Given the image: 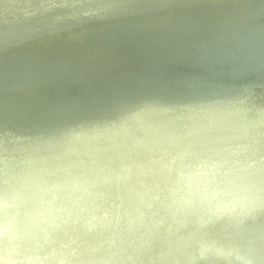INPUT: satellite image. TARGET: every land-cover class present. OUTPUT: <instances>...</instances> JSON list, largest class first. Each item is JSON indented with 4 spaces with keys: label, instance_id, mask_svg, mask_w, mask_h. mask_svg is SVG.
Listing matches in <instances>:
<instances>
[{
    "label": "bare ground",
    "instance_id": "bare-ground-1",
    "mask_svg": "<svg viewBox=\"0 0 264 264\" xmlns=\"http://www.w3.org/2000/svg\"><path fill=\"white\" fill-rule=\"evenodd\" d=\"M31 1L0 0V137L4 134L2 139L11 145L19 144L17 139H61L71 126L107 127L125 110L139 111L146 104L208 105L199 111L207 116L234 110L226 96L255 92L260 96L238 100L264 99L263 10L225 7L191 12L162 6L159 0H36V5ZM114 3V11L107 8ZM134 3L147 11L121 6ZM89 8L95 11L88 12ZM102 23L104 29L93 27ZM261 105L190 130L188 138L196 137L191 140L168 136L171 146L163 144L145 154H133L134 140L124 136L98 142L99 149L85 140L80 145L86 150L58 151L35 161L0 160V172L10 170L12 177L21 178L16 180L30 184L16 192L8 188L10 198L0 200V264L171 263L174 258L164 250L166 237L172 243L178 230L190 232L214 223L238 231L243 225L264 222V215L256 211L231 217L244 214L230 203L240 206L247 201L255 208L264 192L252 194V183L223 192L228 186H220V180L236 183L238 176L214 164L213 152L200 166L202 185L195 190L180 191L179 182L172 181L169 189L174 191L168 195L169 177L163 174L165 166L173 167L194 151L186 143L203 141L204 131L209 133L204 142L218 146L215 153L235 142L246 148L248 138L249 143L259 139L264 147ZM257 134L260 138H251ZM139 135L138 145H146L147 138ZM226 153L229 161L249 156L264 169V152L256 144L248 145L247 152L233 146ZM207 163L212 168L203 167ZM250 179L247 182L255 180ZM184 182L187 177L180 181ZM92 188L108 201L76 207L75 195L80 191L87 195ZM50 222L60 233L48 228ZM184 240L188 247L196 241L191 234ZM197 241V247H204Z\"/></svg>",
    "mask_w": 264,
    "mask_h": 264
},
{
    "label": "water",
    "instance_id": "water-1",
    "mask_svg": "<svg viewBox=\"0 0 264 264\" xmlns=\"http://www.w3.org/2000/svg\"><path fill=\"white\" fill-rule=\"evenodd\" d=\"M31 1L29 3L35 2ZM55 1V0H54ZM162 6L169 5L175 8H187L191 12L202 11L205 9H213V10H223L225 7H235L239 10H263L264 11V0H159ZM37 2L34 3L36 5ZM121 5V4H120ZM118 5V6H120ZM147 3L146 6H148ZM114 6H117V3L109 4L107 8L111 11H114ZM125 10H137L140 13H145L147 11L146 7H140V5L132 4L128 7V5H121ZM160 5L157 3L156 8ZM149 7V6H148ZM27 8H24L22 11H26ZM95 11L89 8L88 12ZM130 12H127L128 14ZM105 22H109L108 20H104ZM97 23V22H95ZM104 29V25L102 24H94L93 27L99 29L100 27ZM110 26V25H109ZM87 27V26H86ZM100 30V29H99ZM260 95L253 92L252 95H242V97H237L235 95L226 96V99H229V105L234 107V110L226 111L222 113H216L211 110L210 115L202 116L199 114V111L208 105H195L191 104L186 105L185 103H179L176 105H160V104H146L139 111L125 110L123 113L118 116L117 121L114 123H109V126H99V125H88L87 127L80 126H71L69 127V133L65 136H60L53 141H44L40 140L38 142L36 140L31 139H17V145H11V142H7L2 138H6L4 134L0 137V160L10 161L15 159H26L30 161H35L36 158H42L46 155H54L58 151L67 150L68 153L71 150H77L78 148H82L84 150L85 146L80 145L82 142L92 141V147L95 149L102 148L98 146V142H110V140L114 138H123L124 136H130L134 140V147L130 148L133 151V154H145L155 150L157 147L166 144L167 146H171L166 143V138L170 136L171 138H183L187 140H191L188 138L187 132L190 130L198 129L201 126L212 123L222 118H227L231 114L238 113H249L254 111L261 105L264 104V99L261 102H257V100L251 102L247 101H239L238 99H250L253 100L254 97H259ZM255 99V98H254ZM166 117L174 118L170 122L166 119ZM171 123V124H170ZM258 132V131H257ZM143 134V139L147 138V144L144 146H139L140 135ZM208 132L204 131L201 133V140L203 141H195V142H187L186 146L195 147L192 153H188L184 159H178L175 163H173V167L169 165V167L165 166L166 172H163L164 176L168 178L166 180L165 190L167 194H171L174 190L170 191V183L172 181L179 182L178 189L180 191L184 190H195L202 184L198 181V175L201 174L200 170L204 169L200 166L204 164V161H207L209 158L208 153H214V164L217 166L228 170L229 172L236 173L238 178L236 179V183H232L229 178L227 180H220V186L227 187L223 192H228L233 189L236 185H246L247 183L251 185V193L258 194L264 192V169L262 167H258L256 164L251 163L249 161V156H243L237 161H229L226 151L231 150H243L247 152V147L256 144L261 148L264 152V147L260 146L262 142L259 139H255V143L251 142L246 144V148H242L241 142H235L230 144L232 140L226 141V148H218L220 151L215 153V148L218 147L209 141L204 142L206 137L208 136ZM45 138H54V137H45ZM138 138V139H137ZM151 138H157L161 142L157 145H153L150 143ZM251 138H260L257 135ZM24 141V143H22ZM204 144H206L204 146ZM209 144V145H208ZM80 145V146H78ZM78 146V147H75ZM204 146V147H202ZM107 148V147H105ZM138 148L146 149V152H139ZM186 148V147H185ZM202 148L201 151H197L196 149ZM225 149V150H223ZM50 150H57L55 152H50ZM247 158V159H246ZM246 159V163L244 160ZM55 160V159H52ZM33 164H36L33 163ZM211 164V163H210ZM210 164H205L203 167H209ZM253 165V166H251ZM209 168H212L210 166ZM17 169V168H16ZM13 170V169H11ZM19 170V169H17ZM22 170V169H21ZM260 170L263 173H260ZM9 171L5 173L0 172L1 183L0 187V200H8L10 198L9 189L12 188L13 191H18L22 189V187L30 185L22 183V180H16L21 178H14L9 174ZM224 171V170H222ZM21 172V171H20ZM244 172L243 176L242 173ZM242 177H241V176ZM187 177V182L180 183V181L185 180ZM243 177L247 180H244ZM250 178H254L253 182H247L251 180ZM95 183L99 180L98 172H95V177L93 178ZM128 177H125V182H128ZM252 181V180H251ZM208 184V182H207ZM102 187H107L101 185ZM119 187V186H115ZM114 192L116 190H113ZM7 193V195H5ZM85 193V192H84ZM94 195V196H93ZM119 196V194L117 195ZM124 198V197H123ZM106 200L108 201V197L106 196L103 199L98 198L97 192L95 193L94 188L87 194H83L81 191L75 195V206L78 207L80 203H88L92 204L96 201ZM103 203H106L105 201ZM230 206L235 212H242L244 215H231V217L242 218L248 214H252L253 211L258 212L259 214L264 215V198H257V202L255 203V208L250 207L249 202L245 201L240 206L235 202L230 203ZM187 212V209H186ZM226 215L229 217L230 214L226 210H223ZM187 215L189 216L188 212ZM248 217V216H247ZM54 224L55 221L53 222ZM71 228V221H67ZM50 222L47 225H51ZM49 229H55L58 233L57 228L52 224V226L48 227ZM181 229H187L181 228ZM72 230V228H71ZM70 234V233H69ZM72 234V233H71ZM70 234V235H71ZM187 234H191L194 240V244L191 247H188L186 244L184 237ZM71 239V238H70ZM56 241V238L51 239V241ZM167 246L164 247L166 251L165 254L171 255L174 258V261L171 263H162V264H191V259H201V264H264V222L258 221L254 225H243L238 231L235 230H226L220 227H217L216 224H212V226H199V228L193 229L190 232H183L182 230H178L172 236V243L166 237ZM197 240L200 241L201 245L204 247H197ZM59 243V242H58ZM64 244V243H62ZM169 244H173L174 247L169 246ZM36 246V244L34 245ZM187 254H184V253ZM217 255H216V254ZM165 259V258H164ZM164 259L161 262H164ZM166 262V259H165Z\"/></svg>",
    "mask_w": 264,
    "mask_h": 264
}]
</instances>
